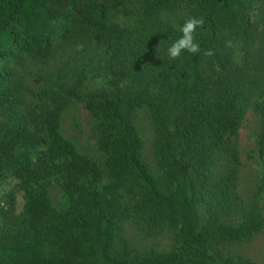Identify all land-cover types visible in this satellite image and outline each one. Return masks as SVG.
I'll list each match as a JSON object with an SVG mask.
<instances>
[{
    "label": "trees",
    "instance_id": "obj_1",
    "mask_svg": "<svg viewBox=\"0 0 264 264\" xmlns=\"http://www.w3.org/2000/svg\"><path fill=\"white\" fill-rule=\"evenodd\" d=\"M182 8L178 27L161 18ZM127 13L136 14L132 25L113 21ZM192 17L203 18L193 33L200 52L173 59L167 49ZM58 51L67 60L33 77L40 104L24 107L11 62H47ZM95 68L106 81L83 92ZM74 100L94 116L102 164L60 132ZM249 103L261 115L264 174V0H0V189L15 181L22 191L18 213L0 207V264H250L220 247L264 223L237 188ZM140 107L153 122L161 174L141 157ZM130 217L147 236L171 230V250L117 247L118 223Z\"/></svg>",
    "mask_w": 264,
    "mask_h": 264
},
{
    "label": "rangeland",
    "instance_id": "obj_2",
    "mask_svg": "<svg viewBox=\"0 0 264 264\" xmlns=\"http://www.w3.org/2000/svg\"><path fill=\"white\" fill-rule=\"evenodd\" d=\"M185 13L184 8L178 13H163L162 19L178 27V17ZM136 18L135 13L117 14L113 21L120 26L132 25ZM64 50H69L67 44ZM66 56L64 51H58L47 62L40 61L39 58L23 55L11 62L16 71V80L21 103L24 107L38 105L39 100L35 93L38 85L33 77L40 73L54 72L63 62ZM106 81V74L99 68H95L88 74L82 91L95 89L102 86ZM94 116L84 108L79 100L68 103L62 112L60 119V132L62 136L74 147V149L90 157L98 164L101 163V153L96 145V135L94 131ZM135 124L137 131L142 138L141 157L149 165L155 174H161L162 168L153 155V144L156 140L152 119L148 110L140 107L136 113ZM261 131V115L254 110L251 103L247 105V110L238 129V150L241 161L238 192L241 195L242 203L246 207L254 206L257 212L264 218V174L261 169L260 160L256 153V144ZM225 161L219 160L218 165L222 169ZM11 190V193L6 194ZM48 196L52 206L58 210L62 207L60 198V187L57 179L52 178L48 185ZM22 191L15 185V181H7L0 189V207L12 209L18 213L22 207ZM200 215L204 218L203 212ZM237 224L240 217L234 219ZM133 245L138 250H155L166 252L173 246L174 236L171 230H165L155 236H147L134 222V219H126L118 223L116 229L115 243L120 247L123 241ZM224 253L234 258H240L250 264H264V223L263 227L252 236L237 242H225L221 244Z\"/></svg>",
    "mask_w": 264,
    "mask_h": 264
},
{
    "label": "clouds",
    "instance_id": "obj_3",
    "mask_svg": "<svg viewBox=\"0 0 264 264\" xmlns=\"http://www.w3.org/2000/svg\"><path fill=\"white\" fill-rule=\"evenodd\" d=\"M203 25V18L192 17L185 21L180 27L182 35L173 41L167 49L168 55L175 59L180 56L182 51H187L193 54L200 52V45L194 39L193 33L197 27ZM227 46H231V41H226ZM206 56H212L213 50L208 49L204 52Z\"/></svg>",
    "mask_w": 264,
    "mask_h": 264
}]
</instances>
